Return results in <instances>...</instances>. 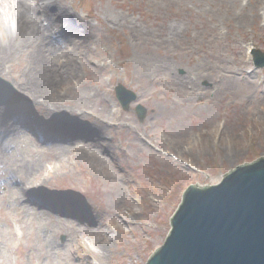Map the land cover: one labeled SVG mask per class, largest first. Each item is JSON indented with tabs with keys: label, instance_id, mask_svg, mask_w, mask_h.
<instances>
[{
	"label": "rangeland",
	"instance_id": "374dc122",
	"mask_svg": "<svg viewBox=\"0 0 264 264\" xmlns=\"http://www.w3.org/2000/svg\"><path fill=\"white\" fill-rule=\"evenodd\" d=\"M46 1L87 19L92 26L91 47L103 55L92 54L91 64L83 65L75 51L77 60L71 66L77 76L56 83L54 100L47 102L31 101L17 90L11 75L16 70L9 67V73L0 76L10 85H0L5 89L0 108L24 103L30 110L29 125L34 127L24 130L12 119L10 123L21 132L8 131L0 137V142L7 143L0 157V249L9 253L2 264L37 262L30 249L38 248L37 244L50 252L54 264H65L62 256L68 260L72 250H63L70 243L66 224L79 219L66 217L70 210L80 218L91 219L89 214L94 213L103 224L102 235L111 238L102 240L104 264H144L163 242L169 217L188 184L215 183L237 164L264 155V67H256L248 54L250 46L264 52V0ZM111 16L116 22H109ZM40 20L45 24L43 17ZM4 25L0 22L1 31ZM60 51L58 58L64 60ZM135 57L141 59L139 65ZM93 64L100 67L94 69ZM117 83L135 95L127 110L115 96ZM68 85V95L58 97L57 89ZM7 90L11 93L6 95ZM76 93L90 98L89 102L75 105L71 96ZM52 102L58 104L52 106ZM137 105L144 107L143 119L137 117ZM71 106L72 112L84 113L77 117L80 125L72 132L84 138L74 141L79 142L78 148L66 153L74 142L57 147L60 143L49 138L52 134L45 133L43 124L55 132L52 121L75 122L68 114L58 115ZM95 118L109 122L102 137L98 136L106 142L101 145L110 148L111 160L105 146L96 153L107 159L103 164L90 157L95 149L88 125H97ZM135 130L140 141L133 137ZM230 134L238 138L232 141ZM87 141L84 150L81 146ZM79 150L88 152L85 159L76 155ZM104 171L118 174L114 183L101 181L98 176ZM10 172L16 178L37 176L33 185L38 183L39 190L72 208L55 210L50 200H44L34 209L30 201L25 206L28 212L20 211L23 219L16 220L14 199L19 190L14 191L11 184L5 192L6 183L1 181ZM115 184L132 206L127 211L122 204L125 199L118 200L122 220L104 212L103 203L113 201L109 192ZM34 233L41 239L30 246ZM79 246L75 255L82 257L92 248L85 243Z\"/></svg>",
	"mask_w": 264,
	"mask_h": 264
},
{
	"label": "bare ground",
	"instance_id": "6f19581e",
	"mask_svg": "<svg viewBox=\"0 0 264 264\" xmlns=\"http://www.w3.org/2000/svg\"><path fill=\"white\" fill-rule=\"evenodd\" d=\"M13 12V21L11 23H7L6 14L11 15L13 14ZM41 17H43L45 24H43L40 20ZM109 19V22H116L113 16H111ZM0 22L5 24V30H0V76L3 77V74L9 73V70H16L17 73L11 74L16 81V88L22 94L30 97L31 101L47 102L49 100H54L53 87L56 86V83L61 84L71 76H77L78 73L76 71H72L73 67L75 66L74 62H76L77 60V58L74 57L75 51L78 54V58L81 64L83 65L91 64L92 54H98L99 56L103 55V52L100 51L97 47H91V41H89V38H91L92 26L87 21V19H85L84 17L75 16L73 13L69 12L68 9L63 5H54V3H52L51 1L47 2L46 0H40V2H35V0H32L30 2V0H0ZM171 30L176 29L171 28ZM58 51H60L62 55L66 57L64 60H59ZM16 58L19 60V63L14 62ZM22 61L26 63H23ZM135 61L137 65H139L141 59L135 57ZM93 66L94 69L100 67V65L97 66L95 64H93ZM8 68L9 70H7ZM214 76L217 77L216 74H214ZM94 82H98V87H101V82L99 80H96ZM70 88L71 85H68L66 88L60 87L59 90L57 89L58 97H60L61 95H63V97L65 95H68L66 90H69ZM0 96H5L4 88H0ZM71 97L72 99H74L73 102H75V105L79 106H82V104L80 103L89 102L90 100V98H85L84 95H78V93L74 94V97ZM77 100H80V102L78 103ZM4 102L9 101L4 100ZM57 104L58 103L52 102V106H56ZM26 107L27 106H24V103H20L18 107L14 106L11 107V109L9 107L0 108V137H3L4 134H7L8 131L11 134L21 132L19 128H23L24 130L29 129V131L34 129L32 125H29L31 121L29 119L30 110H28V108L26 109ZM41 108L45 109V107ZM104 108L108 111V113H110L109 109H107L106 106H104ZM72 109L73 106H71L70 111L61 110L58 112V115L61 116L62 113L63 115L68 114L70 117L75 119V122H71L70 124L65 122L54 124L55 121H52L51 127L56 128L54 130L55 132L51 131L50 129H48V126H45L43 124V128H46L45 131H47L45 133L52 134L49 138L52 139L55 144L60 143L59 145H57V147H63L65 143L74 142L76 140L84 138V136L81 137L82 135L80 134L72 133L73 128H76L80 125L77 117H80L84 113L82 112L79 114L76 112H72ZM6 116L9 118V120L7 121L5 120L7 119ZM115 117V119L118 118L117 115ZM12 119L15 120L16 125L20 126L19 128L10 123V120ZM95 123L98 124L94 127L88 125L89 134L91 135L89 139L93 141L91 145L95 149L90 157L98 164H103L107 159L111 160L110 148L108 146L106 147L105 145H101L106 144V142L103 141V138H99L98 136L100 133V137H102L103 129L106 128L107 125H109V122L106 119L100 120L98 118H95ZM231 135L232 134H230L229 136ZM133 137L135 139H138L139 141L141 139L140 134L137 133L136 130L134 131ZM231 138L233 139L232 141H234L236 138H238V135H236L235 137L232 135ZM5 144H7L5 141L0 142V157L1 155L3 156L2 149H4L3 146ZM88 145L89 142L87 141L86 145H82L81 148L84 149V147ZM78 146L79 142H74L71 147L66 148V153H71V150H76ZM102 146L106 147V160H104L105 158H103L102 156L96 154L104 151ZM87 153L79 150L78 152H76V155L79 157V159H85L87 156L85 154ZM57 169L58 168L54 167L53 171H57ZM116 171L119 172V170L117 169ZM6 172H8V170H6ZM104 172L105 174L98 176L100 177L101 181L103 183H114V181L117 179L118 174L108 173L106 171ZM34 179H37V176H33L27 179L23 177L16 178L12 173L11 175L5 176L1 179V181L6 183L5 192L10 189V186L12 184L14 191L18 189L20 193L19 197L22 198L21 203L18 202L19 197L14 199V201L18 203L15 205V208H17L18 210L16 213V220L20 221L23 219L19 214H21V212H28L26 210H28L29 208H25V206H27L26 202L30 201L31 206L34 209H37L38 203L40 201L43 202L44 200H50L51 207L53 208V206H55V210H60L62 207L72 208L69 205H61V203L56 200L58 198L55 199L50 194L48 195L46 192L39 190V186H36L38 183L35 185L32 184V180ZM29 183L30 185L27 186V184ZM112 188V191H110L109 193L111 196H113V201L111 202V205H108V202L103 203L105 209L104 212L108 213L107 215L110 217L117 216L119 220H122L123 217H121L120 215L121 208L118 204V200L120 198H124L125 201L122 202L123 208L129 211L130 209H132L130 198L122 194L118 184H115ZM42 209L44 208H41L40 210ZM39 214L42 215L40 212ZM89 215H91V219L88 217L80 218L79 213L73 210L65 212V216L68 218L73 217V220L74 217L79 218L76 223L72 221V223L66 224V227H68L67 229L71 230L69 232L70 243H68L66 245L67 248L65 247L63 250L64 252H66L68 251L69 247H72V250L68 252V260H66L65 256H62V259L66 261L65 264L105 263L107 257L104 252V246L106 245L102 244V240L105 238H111L107 237L106 235V237L102 235L103 231L101 229V226L103 224L100 221L98 222V220H96L95 214L92 213ZM67 221L69 222V220ZM8 234L11 233L8 232ZM38 236L39 235H36L35 233L33 234V238L30 240V246L36 238L41 239ZM82 243L90 246L92 245V248H89L86 251L89 254H85L84 257H82V255H75V253H77L75 252L76 250L80 251L79 245H81ZM37 247L38 248H30L34 259L38 260L37 262L34 261L33 264H54V262L49 258L50 252H47L42 245L37 244ZM26 248L28 249L29 247L27 246ZM97 248L99 249V251H96ZM8 256L9 253L0 249V264H2V262L5 261ZM74 258L75 260H73ZM58 264L62 263L58 262Z\"/></svg>",
	"mask_w": 264,
	"mask_h": 264
},
{
	"label": "water",
	"instance_id": "95a60500",
	"mask_svg": "<svg viewBox=\"0 0 264 264\" xmlns=\"http://www.w3.org/2000/svg\"><path fill=\"white\" fill-rule=\"evenodd\" d=\"M258 66L264 54L254 50ZM124 108L134 94L115 87ZM142 119L144 109L136 108ZM163 242L144 264H264V155L237 164L216 183L189 184Z\"/></svg>",
	"mask_w": 264,
	"mask_h": 264
},
{
	"label": "clouds",
	"instance_id": "9594fccd",
	"mask_svg": "<svg viewBox=\"0 0 264 264\" xmlns=\"http://www.w3.org/2000/svg\"><path fill=\"white\" fill-rule=\"evenodd\" d=\"M13 19H14V12L11 15L6 14V22L7 23H11L13 21ZM96 251H99V249L97 248Z\"/></svg>",
	"mask_w": 264,
	"mask_h": 264
}]
</instances>
